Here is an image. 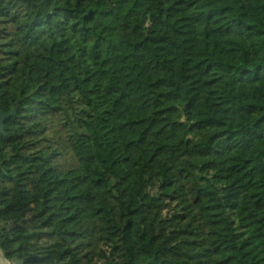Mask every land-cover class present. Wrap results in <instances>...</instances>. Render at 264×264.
Segmentation results:
<instances>
[{
    "label": "trees",
    "instance_id": "obj_1",
    "mask_svg": "<svg viewBox=\"0 0 264 264\" xmlns=\"http://www.w3.org/2000/svg\"><path fill=\"white\" fill-rule=\"evenodd\" d=\"M13 111L6 259L264 264V0H0Z\"/></svg>",
    "mask_w": 264,
    "mask_h": 264
},
{
    "label": "water",
    "instance_id": "obj_2",
    "mask_svg": "<svg viewBox=\"0 0 264 264\" xmlns=\"http://www.w3.org/2000/svg\"><path fill=\"white\" fill-rule=\"evenodd\" d=\"M15 114V111H13L12 113L6 114L3 112H0V132L3 133V129H4V121L9 119L10 117H12ZM13 227L12 224H10L7 228L8 230H10Z\"/></svg>",
    "mask_w": 264,
    "mask_h": 264
},
{
    "label": "crops",
    "instance_id": "obj_3",
    "mask_svg": "<svg viewBox=\"0 0 264 264\" xmlns=\"http://www.w3.org/2000/svg\"><path fill=\"white\" fill-rule=\"evenodd\" d=\"M0 264H17L13 263L12 260L6 259L3 254L0 252Z\"/></svg>",
    "mask_w": 264,
    "mask_h": 264
},
{
    "label": "rangeland",
    "instance_id": "obj_4",
    "mask_svg": "<svg viewBox=\"0 0 264 264\" xmlns=\"http://www.w3.org/2000/svg\"><path fill=\"white\" fill-rule=\"evenodd\" d=\"M12 262H13V263H16L14 259L12 260Z\"/></svg>",
    "mask_w": 264,
    "mask_h": 264
}]
</instances>
